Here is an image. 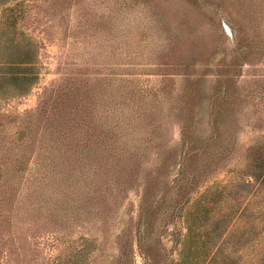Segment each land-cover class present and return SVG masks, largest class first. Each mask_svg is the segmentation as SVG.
<instances>
[{"label": "rangeland", "instance_id": "1", "mask_svg": "<svg viewBox=\"0 0 264 264\" xmlns=\"http://www.w3.org/2000/svg\"><path fill=\"white\" fill-rule=\"evenodd\" d=\"M16 1L0 264H264V0Z\"/></svg>", "mask_w": 264, "mask_h": 264}, {"label": "trees", "instance_id": "2", "mask_svg": "<svg viewBox=\"0 0 264 264\" xmlns=\"http://www.w3.org/2000/svg\"><path fill=\"white\" fill-rule=\"evenodd\" d=\"M3 1H7V0H3ZM21 3L22 1L17 0L15 2V5L7 6L5 8L6 11L5 18L9 24L17 21L18 15L15 9ZM32 44L33 43L29 40H23L18 42L16 47L17 48L16 53L14 55H9L8 59L6 60V62L9 64L8 65L9 69H14V70H8L7 72H4L2 75L9 77L10 81H13L16 85L19 86L18 93H23L25 89L28 88V86L31 84V82H33L35 76H37V71H35L34 68L38 53H37V49ZM76 109L77 107H74L73 113L69 115L71 118L70 123L73 124L78 123L82 125L83 121L75 117V115L77 116V113H79L78 111H76ZM215 111L218 112V108ZM221 131L222 130H220V132ZM80 140H83V138ZM257 165H259V167L255 166L254 171L258 173L260 172L259 174H261L262 171L263 177L261 179H264V149L262 150L260 162Z\"/></svg>", "mask_w": 264, "mask_h": 264}]
</instances>
